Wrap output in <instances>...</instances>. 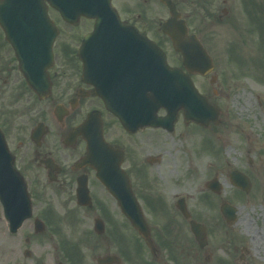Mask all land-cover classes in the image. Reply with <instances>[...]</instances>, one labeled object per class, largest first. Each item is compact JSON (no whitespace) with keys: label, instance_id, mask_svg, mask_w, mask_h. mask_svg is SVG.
I'll use <instances>...</instances> for the list:
<instances>
[{"label":"flooded vegetation","instance_id":"obj_1","mask_svg":"<svg viewBox=\"0 0 264 264\" xmlns=\"http://www.w3.org/2000/svg\"><path fill=\"white\" fill-rule=\"evenodd\" d=\"M170 1L205 47V41L215 38V34L211 39L204 37L206 28L218 30L228 19L236 23L241 7H248L253 19V6H264L253 0ZM121 19L147 34L138 20ZM87 32L74 40V48H60L56 43L48 91L40 84L43 89H37L38 93L26 84L13 50L0 48V131L7 149L6 155L0 154V165L11 161L16 177L10 180L21 181L28 196L22 199L21 192L14 191L8 193L10 200H3L0 195V264H97L98 250L104 251L101 255L116 254L119 264L206 262L211 256V225L216 227V236L225 231L220 213L224 196L211 192L208 172L203 181L201 167L194 166L189 151L176 147L175 126L168 130L137 123L134 128L121 125L115 112L127 116L140 112V99L126 94L145 78L140 69L146 66V58L134 49H123L105 65L103 58L94 55L91 75L85 74L80 45ZM147 36L160 45L154 36ZM168 59L175 66L181 62L178 53ZM105 87L111 93H123L107 97L117 99L108 107L101 100ZM91 112L101 118L105 141L122 156L121 168L134 196L130 201L125 192L124 205L128 211L142 214L152 248L133 228L112 193L94 191L96 171L83 162L85 140L73 133ZM157 115L164 116L165 111L160 109ZM195 177L201 180L196 186ZM79 182L87 184L88 201L79 200L86 196L78 194ZM6 213L18 224L14 230ZM190 221L204 228L205 246L195 240ZM119 232L124 236L120 238Z\"/></svg>","mask_w":264,"mask_h":264},{"label":"rangeland","instance_id":"obj_2","mask_svg":"<svg viewBox=\"0 0 264 264\" xmlns=\"http://www.w3.org/2000/svg\"><path fill=\"white\" fill-rule=\"evenodd\" d=\"M113 5L121 17L138 20L147 34L159 40L167 54H174L160 31V22L168 17V12L158 0H113ZM245 8L248 7L239 9L236 23L228 19L217 31L206 28V39L213 38L214 34L216 37L204 43L215 64L217 83L211 85L210 78L193 76L198 90L219 110L218 122L200 127L185 125L179 118L174 133L176 147H185L192 155L194 166L201 167L202 180L207 172L211 177L215 175L221 183V195L228 201L236 200L232 203L238 207L236 223L229 227L221 224L225 230L220 232L221 239L218 240L220 234L216 236V227L211 225L208 243L211 256L208 263L201 264L221 261L224 262L221 264H242L241 254L248 264H264V34L258 36L254 27L249 31ZM258 13L264 23V7ZM49 14L61 30L57 40L60 48H74V40L88 29L89 22L80 20L71 27L62 23L54 11L50 10ZM0 48H7L1 40ZM230 51L237 62L230 61ZM246 99H249L248 105ZM178 134L183 136L179 138ZM233 168L249 172L253 177L249 192L245 195L239 191L242 195L238 199L226 173ZM194 179L196 186L201 180ZM94 191L103 192V189L97 184ZM123 233H118L120 238ZM102 240L106 244L105 237ZM102 251L96 253L102 254Z\"/></svg>","mask_w":264,"mask_h":264},{"label":"water","instance_id":"obj_3","mask_svg":"<svg viewBox=\"0 0 264 264\" xmlns=\"http://www.w3.org/2000/svg\"><path fill=\"white\" fill-rule=\"evenodd\" d=\"M44 0H0V25L5 32L6 39L12 45L20 66L27 81L33 83L44 76L45 70L52 64V44L57 35V29L48 20ZM50 5L58 10L66 21L77 22L79 16L95 18L94 32L87 40H91L94 33H107L118 29L126 32L120 24L115 11L110 7L109 0H48ZM169 8V18L162 24V32L167 34L176 50L183 56V65L188 72L205 75L212 70V63L206 51L197 41L194 35H187V28L183 21L175 20L173 5L168 0H161ZM42 18L39 19V15ZM41 21V23H39ZM133 32L132 30H130ZM134 34V33H133ZM103 35V34H102ZM106 39V37H100ZM133 39L132 36L129 38ZM147 41V40H146ZM148 42V41H147ZM148 48L151 45L145 44ZM36 69V75L31 76L30 71ZM146 69V73H151ZM151 70L156 73V79H146L142 85V98L146 99L153 113L158 107L167 109V117L161 120L149 115L146 108V115L140 119L143 123L160 124L171 127L179 109L183 110L185 119L196 121L199 124H207L209 121H216L217 110L211 107L206 97L200 95L187 75L178 68H171L167 65L164 55L161 54L160 62L152 66ZM36 84L34 87L36 88ZM150 99V100H149ZM105 102L108 99H104ZM98 120V119H97ZM91 115L82 124L86 132H89L88 150L89 153L95 145L108 147L101 135V123ZM124 123V121H122ZM158 122V123H157ZM84 129H82L84 131ZM98 130L93 132V130ZM94 135V136H93ZM97 135V138H96ZM99 138V139H98ZM98 139V140H97ZM1 151L5 150V143L0 135ZM108 149L103 151L98 147L97 151V177L112 192L118 193L126 191V179L119 172V162L114 159L110 161L113 169V176L107 170L109 167ZM104 154L105 158L101 155ZM110 155V154H109ZM236 173V172H235ZM234 173V174H235ZM236 184L246 188L241 174ZM28 210V206L26 207ZM228 218L234 217V210L231 208L224 210ZM198 234V232L196 231Z\"/></svg>","mask_w":264,"mask_h":264},{"label":"bare ground","instance_id":"obj_4","mask_svg":"<svg viewBox=\"0 0 264 264\" xmlns=\"http://www.w3.org/2000/svg\"><path fill=\"white\" fill-rule=\"evenodd\" d=\"M245 103L248 105L249 104V99H246ZM231 141V140H230ZM229 148H227L226 152L228 153L229 152Z\"/></svg>","mask_w":264,"mask_h":264}]
</instances>
